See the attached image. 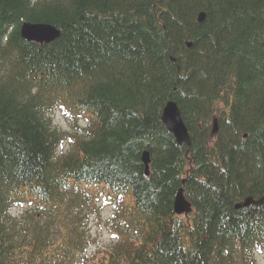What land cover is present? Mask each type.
I'll list each match as a JSON object with an SVG mask.
<instances>
[{"label":"trees","instance_id":"trees-1","mask_svg":"<svg viewBox=\"0 0 264 264\" xmlns=\"http://www.w3.org/2000/svg\"><path fill=\"white\" fill-rule=\"evenodd\" d=\"M25 21L61 36L29 42ZM168 100L193 134L187 217L174 212L186 147L161 121ZM220 104L208 152L195 122ZM56 110L88 117L84 133L56 128ZM68 136L77 147L55 158ZM113 191L118 240L80 264H249L233 254L264 249V205L235 208L264 195V0H0V264H76L88 237L75 212ZM27 200L37 207L14 218Z\"/></svg>","mask_w":264,"mask_h":264},{"label":"water","instance_id":"water-1","mask_svg":"<svg viewBox=\"0 0 264 264\" xmlns=\"http://www.w3.org/2000/svg\"><path fill=\"white\" fill-rule=\"evenodd\" d=\"M205 19H206V15L204 13H201L199 16V22H203ZM22 35L25 39H28L30 41L49 43L54 39L58 38L60 33L55 28L48 25L25 24L24 27L22 28ZM171 109H172V105L169 104L163 116L166 124L170 128L174 127L176 121H178L179 119L178 115L172 112ZM263 203H264V197H262L258 201H254L252 198H248L245 203L239 204L237 207L247 206L249 204L259 205ZM189 207L190 205L183 199V197L181 195H178L175 201L176 212L178 213L187 212L189 211Z\"/></svg>","mask_w":264,"mask_h":264},{"label":"rangeland","instance_id":"rangeland-1","mask_svg":"<svg viewBox=\"0 0 264 264\" xmlns=\"http://www.w3.org/2000/svg\"><path fill=\"white\" fill-rule=\"evenodd\" d=\"M55 123L64 130H70L71 126L67 119L61 114L57 113L54 118ZM112 207L102 209L100 215L94 214L89 218V229L93 238H96L97 246H102L110 243L113 239L107 228V222L112 218ZM98 247H94L96 249ZM257 264H264V257L257 258Z\"/></svg>","mask_w":264,"mask_h":264}]
</instances>
